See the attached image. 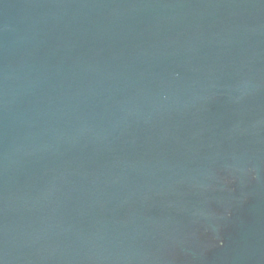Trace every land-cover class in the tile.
<instances>
[{
	"label": "water",
	"instance_id": "water-1",
	"mask_svg": "<svg viewBox=\"0 0 264 264\" xmlns=\"http://www.w3.org/2000/svg\"><path fill=\"white\" fill-rule=\"evenodd\" d=\"M0 264H264V0H0Z\"/></svg>",
	"mask_w": 264,
	"mask_h": 264
}]
</instances>
